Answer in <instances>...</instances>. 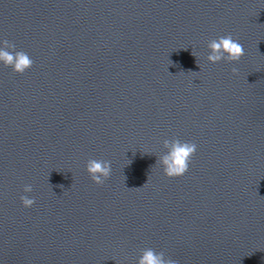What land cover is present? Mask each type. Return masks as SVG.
I'll return each instance as SVG.
<instances>
[{
	"label": "water",
	"instance_id": "obj_1",
	"mask_svg": "<svg viewBox=\"0 0 264 264\" xmlns=\"http://www.w3.org/2000/svg\"><path fill=\"white\" fill-rule=\"evenodd\" d=\"M3 39L33 63L0 64V264H264V0H0Z\"/></svg>",
	"mask_w": 264,
	"mask_h": 264
},
{
	"label": "clouds",
	"instance_id": "obj_2",
	"mask_svg": "<svg viewBox=\"0 0 264 264\" xmlns=\"http://www.w3.org/2000/svg\"><path fill=\"white\" fill-rule=\"evenodd\" d=\"M209 53L206 56L208 62H234L244 54L242 44L233 38L232 34H225L210 39L207 43ZM193 54V53H192ZM195 56V55H194ZM33 63L32 58L23 50H16L15 44L3 39L0 40V64L10 66L14 72L23 73ZM236 72L235 67L232 68ZM163 147L167 149L159 155L157 163L163 173L168 177L182 175L188 168L191 155L196 150V144L191 141H182L178 138L165 139ZM85 169L94 183L103 184L111 173V162L101 159H89ZM23 191H32L31 184H25ZM20 201L24 207L33 205L35 198L21 195ZM137 264H178V261L165 258L163 251H155L153 248H145L138 257Z\"/></svg>",
	"mask_w": 264,
	"mask_h": 264
}]
</instances>
